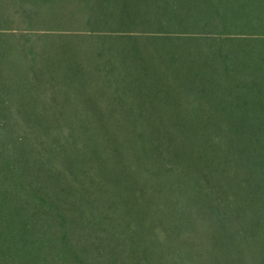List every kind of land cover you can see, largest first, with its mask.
<instances>
[{"label":"trees","instance_id":"1","mask_svg":"<svg viewBox=\"0 0 264 264\" xmlns=\"http://www.w3.org/2000/svg\"><path fill=\"white\" fill-rule=\"evenodd\" d=\"M0 264H264V0H0Z\"/></svg>","mask_w":264,"mask_h":264},{"label":"rangeland","instance_id":"2","mask_svg":"<svg viewBox=\"0 0 264 264\" xmlns=\"http://www.w3.org/2000/svg\"><path fill=\"white\" fill-rule=\"evenodd\" d=\"M179 43H180V41H179ZM161 66H164V65L162 64ZM168 100H169V99H168Z\"/></svg>","mask_w":264,"mask_h":264}]
</instances>
